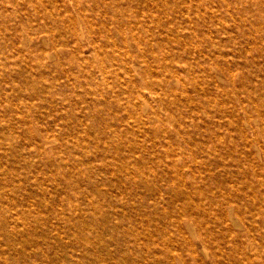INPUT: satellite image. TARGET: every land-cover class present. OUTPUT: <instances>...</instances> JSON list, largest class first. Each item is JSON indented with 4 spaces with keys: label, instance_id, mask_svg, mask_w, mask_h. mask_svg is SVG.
<instances>
[{
    "label": "rangeland",
    "instance_id": "rangeland-1",
    "mask_svg": "<svg viewBox=\"0 0 264 264\" xmlns=\"http://www.w3.org/2000/svg\"><path fill=\"white\" fill-rule=\"evenodd\" d=\"M0 264H264V0H0Z\"/></svg>",
    "mask_w": 264,
    "mask_h": 264
},
{
    "label": "bare ground",
    "instance_id": "bare-ground-1",
    "mask_svg": "<svg viewBox=\"0 0 264 264\" xmlns=\"http://www.w3.org/2000/svg\"><path fill=\"white\" fill-rule=\"evenodd\" d=\"M171 8V7H170ZM172 9V8H171ZM128 12V11H127ZM126 11H125V13H127ZM134 13V12H133ZM136 13V12H135ZM120 15V14H119ZM128 15V14H127ZM127 15H125V17L127 16ZM131 15H132V13H131ZM117 16V15H116ZM135 16V15H134ZM123 17V16H122ZM129 17V16H128ZM127 17V18H128ZM131 17V16H130ZM137 17V16H136ZM135 18V17H134ZM124 19V18H123ZM135 20V19H134ZM126 21V20H125ZM130 21V20H129ZM138 22V21H137ZM128 23V22H127ZM131 23V22H130ZM136 23V22H135ZM124 24V23H123ZM129 24V23H128ZM134 24V23H133ZM131 25V24H130ZM81 26V25H80ZM122 26V25H121ZM120 26V27H121ZM82 27V26H81ZM91 26H90V24H89V28H90ZM125 27V26H124ZM132 27H134L133 25H132ZM91 29V28H90ZM92 29H93V27H92ZM91 29V31L93 32L94 31V29L92 30ZM108 29V28H107ZM107 29H105V27H104V31L106 30V32L105 33H107ZM111 29H114L115 30V28H111ZM121 29V28H120ZM109 30V29H108ZM82 31V30H81ZM116 31V30H115ZM123 31V30H122ZM117 32H119L118 30H117ZM94 34H95V32H94ZM110 34V33H109ZM115 34V33H114ZM121 34H123V32L121 33ZM80 35V34H79ZM108 36V35H107ZM112 36V35H111ZM115 36V35H114ZM110 38V37H109ZM134 39H135V37H133ZM117 39V38H116ZM91 40H93V38L91 39ZM91 40H90V42H91ZM121 40H123L122 38H121ZM95 41V40H94ZM92 43V42H91ZM90 43V44H91ZM137 43V42H136ZM138 45V44H137ZM149 50V49H148ZM146 51H147V49H146ZM142 54V53H141ZM143 55V54H142ZM140 56V55H139ZM228 62V61H227ZM104 67V66H103ZM146 99V98H145Z\"/></svg>",
    "mask_w": 264,
    "mask_h": 264
}]
</instances>
